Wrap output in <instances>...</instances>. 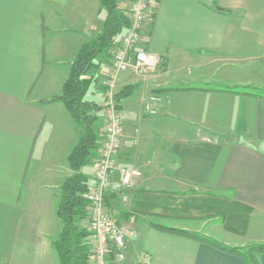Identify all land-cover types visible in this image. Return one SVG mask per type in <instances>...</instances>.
I'll use <instances>...</instances> for the list:
<instances>
[{
  "label": "crops",
  "instance_id": "0c3cea01",
  "mask_svg": "<svg viewBox=\"0 0 264 264\" xmlns=\"http://www.w3.org/2000/svg\"><path fill=\"white\" fill-rule=\"evenodd\" d=\"M104 16L100 0H0V264H58L55 208L80 130L51 99ZM141 41L158 66L118 82L126 136L118 161L141 176L126 200L106 204L137 229L122 262L245 264L153 225L241 246L264 217V97L245 91V63L264 58V0H153ZM215 75L229 85L207 87ZM89 98L99 102L98 88ZM97 158L98 150L82 169L89 182Z\"/></svg>",
  "mask_w": 264,
  "mask_h": 264
},
{
  "label": "trees",
  "instance_id": "16d2710c",
  "mask_svg": "<svg viewBox=\"0 0 264 264\" xmlns=\"http://www.w3.org/2000/svg\"><path fill=\"white\" fill-rule=\"evenodd\" d=\"M118 1L100 0V6L105 13L101 31L93 40L80 47L70 65L68 78L64 81L59 95L51 99L52 102L63 104L80 130L78 141L67 156L72 174L65 178L60 186L55 208V214L61 223L59 235L52 241L58 264H91L88 231L81 224L87 206L83 195L88 191L90 182L82 169L89 163L92 154L98 150L96 124L99 121L98 113L101 107L89 96L97 88L99 72L107 63L110 51L117 46L120 36L129 24L125 10L118 7ZM122 94L117 93V102L121 100ZM246 94L252 93L246 92ZM253 95L264 97L261 94L253 93ZM107 201L106 197V204ZM153 226L161 231L186 237L236 256L245 264H261L258 257L264 254V244L252 245L244 249L223 244L199 233Z\"/></svg>",
  "mask_w": 264,
  "mask_h": 264
},
{
  "label": "built area",
  "instance_id": "2783aa9c",
  "mask_svg": "<svg viewBox=\"0 0 264 264\" xmlns=\"http://www.w3.org/2000/svg\"><path fill=\"white\" fill-rule=\"evenodd\" d=\"M153 0H130L125 11L129 21L125 32L110 53L105 72L99 77L97 88L103 115V136L98 147V158L88 191L83 195L87 202L86 215L81 224L88 231L91 264H112L125 260L128 246L136 239V226L130 222H118L107 209L105 199L121 195L132 180L141 176L137 170L120 167L118 157L125 144L124 117L116 101L119 76L132 69L137 74L155 71L159 64L157 55L142 48L141 33L150 20ZM158 97H149L150 103ZM146 110L154 114L150 104Z\"/></svg>",
  "mask_w": 264,
  "mask_h": 264
},
{
  "label": "rangeland",
  "instance_id": "374dc122",
  "mask_svg": "<svg viewBox=\"0 0 264 264\" xmlns=\"http://www.w3.org/2000/svg\"><path fill=\"white\" fill-rule=\"evenodd\" d=\"M254 61H255L254 64H252L251 61H247L245 63L246 68L248 70L247 80L249 81V85L245 87L246 89L245 91L250 92V93L264 95V58L261 61L260 59H257V61L256 60ZM62 66L65 67L64 65ZM253 67H255L254 70H253ZM214 79L215 80H210L206 84V86L210 88H223V86L229 85L228 83H222L218 75H215ZM190 84L192 86L200 85L199 81L191 82ZM229 87H231V85ZM112 215L117 219V221H119V217L117 215L115 214H112ZM57 224L60 226L59 222H57ZM252 226L253 228L250 229L251 234H249V236L246 238L247 241L243 240L244 244L238 247L245 249L246 247L248 248L252 245L264 244V217L261 219L253 220ZM124 262H120V263L113 262L112 264H124Z\"/></svg>",
  "mask_w": 264,
  "mask_h": 264
}]
</instances>
